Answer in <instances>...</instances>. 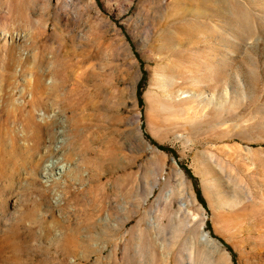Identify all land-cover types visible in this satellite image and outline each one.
Segmentation results:
<instances>
[{
  "label": "rangeland",
  "instance_id": "1",
  "mask_svg": "<svg viewBox=\"0 0 264 264\" xmlns=\"http://www.w3.org/2000/svg\"><path fill=\"white\" fill-rule=\"evenodd\" d=\"M2 35L0 264H264V0H0Z\"/></svg>",
  "mask_w": 264,
  "mask_h": 264
},
{
  "label": "trees",
  "instance_id": "2",
  "mask_svg": "<svg viewBox=\"0 0 264 264\" xmlns=\"http://www.w3.org/2000/svg\"><path fill=\"white\" fill-rule=\"evenodd\" d=\"M145 77H146V74H144V77L143 79L139 82V86H138V94H139V101H140V104L143 102V99H142V96H143V88H144V82H145ZM160 149H162L163 151L165 152H169V153H174L175 152L169 148V147H166V146H160ZM183 168L185 169V171L187 173H191V170L187 167V166H183ZM196 180V178H195ZM197 196H198V199L205 205H207V202L203 196V192L200 188H198L197 186ZM208 227H209V230L213 232L212 230V225H211V222H208Z\"/></svg>",
  "mask_w": 264,
  "mask_h": 264
},
{
  "label": "bare ground",
  "instance_id": "3",
  "mask_svg": "<svg viewBox=\"0 0 264 264\" xmlns=\"http://www.w3.org/2000/svg\"><path fill=\"white\" fill-rule=\"evenodd\" d=\"M3 38H5V40H6V37L4 36V35H2V36H0V39H3ZM57 163V162H56ZM53 162H51L50 164H48V165H46L45 167H44V176L45 177H50V176H53V174L51 175L50 174V171H51V168L53 167ZM65 168H67V167H65L64 165L63 166H61L60 168H59V172H58V175L60 174V175H62L63 174V172H64V170H65ZM50 174V175H49ZM58 200V199H57ZM209 238H210V235H209V233H206L205 234V236H204V239H205V241H207V240H209Z\"/></svg>",
  "mask_w": 264,
  "mask_h": 264
}]
</instances>
